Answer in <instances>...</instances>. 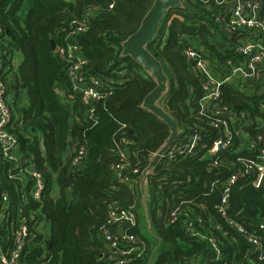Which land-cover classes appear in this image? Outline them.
Here are the masks:
<instances>
[{"label": "trees", "instance_id": "trees-1", "mask_svg": "<svg viewBox=\"0 0 264 264\" xmlns=\"http://www.w3.org/2000/svg\"><path fill=\"white\" fill-rule=\"evenodd\" d=\"M181 1L183 8L172 9L161 19L147 48L161 62L168 78L165 109L179 128L198 132L209 142L218 132L207 124L208 117L199 114L203 91L198 74L183 54L184 45L192 42L216 67L223 66L228 58L233 63L238 58L226 38L216 32L213 1ZM152 2L0 0V26L13 46L12 56L17 53L22 58L15 81L26 91L28 101L26 109L14 114V125L20 127V151L33 157L45 181L41 202L28 200L20 204L17 171L0 154V195H7L16 213L22 206L37 209L50 222L44 264H108L98 260L104 249L98 238L99 228L106 223L112 207L137 209L140 203L138 187L131 192L113 177L109 167L123 152L129 162L128 170L135 168L140 174L148 158L168 137L167 126L141 108L143 98L155 86L154 81L142 67L121 56V43L137 30ZM86 11H91L88 27L76 36L86 61L84 79L102 80L105 87L92 106L93 116H89V106L83 104L80 96L72 93L66 69L54 56L51 44L66 34L72 18H79ZM109 80L118 82L111 84ZM259 91L260 87L253 89L251 84L231 81L223 86L222 105L241 118L240 127L245 134L263 138L264 148V89ZM62 98L67 100V107L61 104ZM34 133L43 140V150ZM236 145L237 142L232 148ZM79 146L85 148V156L79 171L72 175L71 159L74 148ZM252 155L250 150L239 154L226 151L222 154L224 163L209 166V160L196 149L192 156L155 170L149 178V218L163 246L158 248L152 264H188L212 257L204 240L185 232L183 218L169 223L168 213L174 207L201 216L204 221L195 228L216 236L221 257L214 264H249L251 259H257L258 254H247L245 239L228 223L233 220L251 231L264 219V188L254 185L255 173L245 174L230 186L226 218L216 209L223 183L234 170L243 168ZM137 181L138 178V186ZM216 224L221 230L214 228ZM131 231L143 242L136 246L141 254L136 264H143L153 247L140 236L138 228ZM36 235L35 241L40 238ZM27 251L28 264H38L34 259L42 250L29 247Z\"/></svg>", "mask_w": 264, "mask_h": 264}, {"label": "built area", "instance_id": "built-area-1", "mask_svg": "<svg viewBox=\"0 0 264 264\" xmlns=\"http://www.w3.org/2000/svg\"><path fill=\"white\" fill-rule=\"evenodd\" d=\"M214 10L212 20L216 25V32L225 37L227 44H231L237 61L226 59L223 66H213L211 61L205 60L199 50L192 43L186 44L184 55L187 63L198 74L203 95L200 100V115L208 117V125L216 130L218 135L209 142L198 132L179 128V135L172 146L160 156L157 166H166L177 160L192 156L196 149L202 151L203 158L209 160V166L224 163L222 154L230 151L239 154L242 150H250L253 155L243 168H237L229 176L223 186V196L216 206L221 217L226 218V206L229 198V188L240 177L249 172L255 173L254 185L258 186L264 177V148L261 147V136L250 137L240 127L241 118L235 117L228 106L222 105V89L231 81L251 84L253 89H264V0H212ZM207 3V0L204 1ZM91 11H86L80 18H73L68 23V30L56 45L54 56L63 64L66 74L72 84V91L80 95L84 105L89 106V116H93V104L101 98L100 89L105 88L102 80L84 79L83 67L86 63L81 55L76 36L88 27ZM13 46L5 36L0 26V154L9 162L18 182L19 203L28 200L41 202L45 189L43 175L37 170L31 155L20 151L17 133L20 131L15 123L13 102L10 97L14 86L16 62L12 58ZM111 84L118 81L109 80ZM264 109V105L262 106ZM245 126L248 122L244 123ZM191 129V128H189ZM27 136V135H26ZM29 136V135H28ZM237 142L236 147L233 144ZM154 154V153H153ZM152 154V155H153ZM85 156L83 146L74 148L71 159L72 175L79 171ZM27 157L28 161L22 166L20 160ZM128 159L121 152L120 159L110 165L113 177L131 191H136V180L140 176L138 170H128ZM139 174V175H138ZM155 175V171H154ZM135 176V177H134ZM115 203V202H114ZM40 211L33 208L21 207L18 213L11 207L6 194L0 195V264H28L27 251L29 247L41 249L42 254L34 259V263L44 264L47 260V247L50 239L49 221L45 220ZM41 214V213H40ZM136 207H112L107 214L106 223L98 231V238L102 240L104 249L98 260L108 264H136L141 254L136 246L142 242L138 235L132 233L137 226ZM38 216L41 218L38 220ZM169 223L183 218L185 232L198 240H204L216 259L221 251L216 238L212 234H203L195 228L201 225L203 219L193 211L181 212L174 207L168 213ZM249 246V255L258 254L257 259H251L249 264H264V219L257 223L255 229L249 231L232 220L228 222ZM219 227H216L218 229ZM121 229L118 234L117 230ZM36 234L40 235L35 241ZM37 261V262H35ZM263 261V262H262ZM188 264H198L189 262Z\"/></svg>", "mask_w": 264, "mask_h": 264}, {"label": "water", "instance_id": "water-1", "mask_svg": "<svg viewBox=\"0 0 264 264\" xmlns=\"http://www.w3.org/2000/svg\"><path fill=\"white\" fill-rule=\"evenodd\" d=\"M183 8L181 0H153L149 9L142 17L137 30L121 43V56L128 57L146 72L154 81V88L143 98L141 108L153 114L160 122L168 128V137L156 152L148 158L146 168L138 177V191L140 194V205L143 214L148 218V206L150 204L149 178L154 175V171L160 161V156L164 154L176 141L179 135V127L173 117L164 107L165 99L169 92L168 78L164 72L161 62L148 50V43L151 42L158 31L159 23L167 13L172 9ZM52 49L54 41H51ZM18 50V48H16ZM263 92V89L259 91ZM27 94L23 95L26 99ZM40 147L43 150V140L40 141ZM28 159L22 157L20 163L25 166ZM259 186L264 188V177ZM121 233V229L117 230Z\"/></svg>", "mask_w": 264, "mask_h": 264}, {"label": "crops", "instance_id": "crops-1", "mask_svg": "<svg viewBox=\"0 0 264 264\" xmlns=\"http://www.w3.org/2000/svg\"><path fill=\"white\" fill-rule=\"evenodd\" d=\"M21 59H22L21 56H18V62L14 65V68L16 71H17L18 64H20V62H21ZM261 68L264 69V64L261 65ZM15 78H17V73L15 75ZM15 78H14V86H13L12 93H11L10 97H11L12 102H13L12 107L14 109V114L17 115V113H19L20 110L23 111L24 109L27 108L28 101H27V97H26V99H23V95L26 94V91L23 90L21 87L19 88V83H16ZM61 101H62L61 104L63 105V107H67V100L62 98ZM25 137H27V136H25ZM34 137L37 138L39 141L42 140L40 135L37 133H34ZM66 154H67V152H66ZM66 154L64 155V157H66ZM52 194L54 197L57 196V187L56 186L53 187ZM148 211H149V206H148ZM48 223H49V231H50V222H48ZM143 223L144 224L146 223L144 227H140V225L138 224L139 228H140L139 229L140 230V233H139L140 236H143L145 238L146 234H149L155 243V245L152 246L153 247L152 253L149 255V257L146 258V260L143 262V264H152L154 262L156 256H157L158 252H159L158 248L159 247L161 248L163 246V244L161 241L158 240L156 233L154 232V230L150 224V218L149 217L147 218L144 215ZM151 243L152 242H150V244ZM164 248H165V246H164ZM210 259L208 257H205V258L200 259L199 261L194 260L192 262H197L198 264H211Z\"/></svg>", "mask_w": 264, "mask_h": 264}, {"label": "bare ground", "instance_id": "bare-ground-1", "mask_svg": "<svg viewBox=\"0 0 264 264\" xmlns=\"http://www.w3.org/2000/svg\"><path fill=\"white\" fill-rule=\"evenodd\" d=\"M80 18V17H79ZM73 19V18H72ZM65 35V34H64ZM63 35V36H64ZM63 36H60V39L61 38H63ZM54 41V40H53ZM58 43L59 42H57L56 44H55V41H54V48L52 49L53 50V52L55 51V48H56V45H58ZM190 43H192V42H189V41H187V44H190ZM185 46H186V44L184 45V48H185ZM184 48H183V51H184ZM199 50V52H200V54L202 55V57L205 59V60H208L209 62L211 61V59H209V57H206L204 54H203V51L201 50V49H198ZM184 54V53H183ZM185 56V55H184ZM12 58L14 59V56H12ZM71 89H72V84H71ZM72 93L73 94H76V95H79V94H77V93H74L73 91H72ZM60 95H62V92H60ZM80 96V95H79ZM81 98V97H80ZM82 101V100H81ZM183 160V159H182ZM233 173V172H232ZM229 178V177H228ZM241 178V177H240ZM239 178V179H240ZM227 181V180H226ZM226 181L223 183V186H224V184L226 183ZM259 186V185H258ZM260 187V186H259ZM222 196H223V194H222ZM222 199V198H221ZM229 199V198H228ZM228 204V203H227ZM226 217H227V214H226ZM233 221V220H232ZM228 222H229V220H228ZM235 222V221H234ZM235 223H237V224H239L238 222H235ZM230 225V224H229ZM241 225V224H240ZM231 226V225H230ZM242 226V225H241ZM216 227H219L218 229H216ZM232 227V226H231ZM243 227V226H242ZM214 228L216 229V230H221V226L220 225H218V224H216V225H214ZM233 228V227H232ZM234 229V228H233ZM235 230V229H234ZM236 231V230H235ZM237 232V231H236ZM206 234V233H205ZM208 234H210V233H208ZM224 234V233H223ZM213 235V234H212ZM214 236V235H213ZM215 238H216V236H214ZM216 240H217V238H216ZM142 242V241H141ZM217 242H218V240H217ZM142 244H143V242H142ZM218 245H219V242H218ZM219 248H220V246H219ZM262 248H263V251H264V244H263V246H262ZM249 246H248V248H247V254H249L250 252H249ZM210 250V249H209ZM211 251V250H210ZM220 251H221V249H220ZM211 255H212V257H211V264H214L215 262H217L219 259H216L215 257H214V255H213V253L211 252ZM221 257V256H220Z\"/></svg>", "mask_w": 264, "mask_h": 264}, {"label": "rangeland", "instance_id": "rangeland-1", "mask_svg": "<svg viewBox=\"0 0 264 264\" xmlns=\"http://www.w3.org/2000/svg\"><path fill=\"white\" fill-rule=\"evenodd\" d=\"M18 56H20L19 54H17V53H15L14 54V61L17 63L18 62ZM138 182V184H139V181H137ZM136 217H137V226H136V228H138V230L140 229L139 228V225H140V227H144L145 226V224L143 223V220H144V215H143V210H142V207H141V205H140V203L138 204V207H137V209H136ZM139 224V225H138ZM145 238L148 240V242H152L151 244H152V246H154L155 245V243H154V241H153V239H152V237L149 235V234H146V236H145ZM163 244V243H162Z\"/></svg>", "mask_w": 264, "mask_h": 264}]
</instances>
